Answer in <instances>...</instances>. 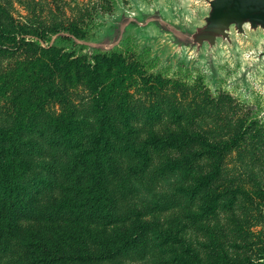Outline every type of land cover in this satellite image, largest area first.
Returning a JSON list of instances; mask_svg holds the SVG:
<instances>
[{
	"label": "rangeland",
	"instance_id": "rangeland-1",
	"mask_svg": "<svg viewBox=\"0 0 264 264\" xmlns=\"http://www.w3.org/2000/svg\"><path fill=\"white\" fill-rule=\"evenodd\" d=\"M169 6L184 10L187 0H0V27L10 32L0 41V76L10 72L11 81L0 94V127L10 126L17 108L32 124L14 142L17 159L27 164V212L18 213L13 233L4 228L0 234L7 244L0 264L34 262L35 253L26 246L30 235L53 236L58 245L54 232L60 227L108 249L136 231L140 221L151 224L146 246L93 264H185L174 260L187 261V252L208 264H264V92L254 80L238 79L241 55L233 61L224 55L214 59L213 79L202 62L165 61L154 42L142 41L151 27L120 36L107 32L121 15L137 14L139 8L168 11ZM50 46L88 57L120 51L129 62L122 70L136 68L108 104L112 150L102 163L107 203L115 212L111 224L56 213L60 199L73 196L70 187L87 162H80L79 152L90 146L99 122L89 85L67 83L59 69L44 66ZM61 113L74 120L77 145L71 149L59 144L53 128V118ZM256 123L262 125L258 133ZM216 143L231 146L221 153ZM3 147L12 158L11 146ZM142 147L149 155L146 168L135 156ZM167 162L174 171L160 170ZM74 164L80 165L77 170ZM216 166L218 174L193 194ZM214 195L216 206L209 209ZM168 234L181 243H163Z\"/></svg>",
	"mask_w": 264,
	"mask_h": 264
},
{
	"label": "trees",
	"instance_id": "trees-1",
	"mask_svg": "<svg viewBox=\"0 0 264 264\" xmlns=\"http://www.w3.org/2000/svg\"><path fill=\"white\" fill-rule=\"evenodd\" d=\"M7 35H10V32L6 28L0 27V41L3 38L6 39ZM44 51L48 54L49 60V62L44 63V66L52 64L54 67L51 70L52 72L59 69L61 79H64L67 83L85 81L89 85L99 122L97 131L92 136L90 146L79 152L82 157L80 162L84 159H87V162L84 163L83 174L76 177L77 181L70 187L69 191L73 193V196L68 194V197L60 199L56 213L64 214L67 212L73 214L74 219H81V217L89 219L92 217L100 221H107L103 222L105 225L111 224L114 221L115 212L111 209V205L107 203L110 192L106 185L107 180L102 163L103 159L112 150L111 141L106 133V126L109 125L108 104L113 100L115 91L125 84L127 75L133 73L136 68H133L130 72H124L122 69L129 66V62H127L125 54L116 50L96 52L90 57L76 56L55 46H50ZM9 74L10 72L5 74L4 77L0 76V94L2 95L7 93L11 85ZM27 115L17 108L14 111L10 126L0 127V234L4 228L8 229V233H13L17 226L18 213L27 212L25 209H27L28 204L25 195L28 190L23 183V173L27 164L24 159H17L20 150L14 145L15 140L21 139V136L27 133L32 125L28 121ZM73 123L74 120L71 115H65V113L53 118V128L59 136V144L66 149L74 148L77 145L73 137ZM260 125L259 127L256 126L257 129L254 128L256 133L259 132V128L262 126ZM155 141L156 139L153 138L152 142L155 143ZM5 144L11 146L10 154L12 158L5 154L3 149ZM215 145L221 153L231 146L230 144L220 143ZM135 156L142 159V167H148L146 165L149 163V155L146 148L142 147L135 150ZM79 166L74 164L73 169L77 170ZM175 168L174 164L167 162L161 166L160 170L174 171ZM215 170L214 173L203 176L198 185L192 188L193 194L196 195L198 190L207 185L218 174L219 167L216 166ZM76 199H80L79 204H77ZM217 199V195L211 198L209 209H214ZM89 209L92 210L91 213L88 211ZM150 227L151 224L148 222L140 221L136 231L118 238L108 249L99 246L98 243L101 242L94 238L93 240H86L82 235L73 236V233H69L60 227L54 232L58 245H53V236L37 238V236L30 235L31 241L26 246L32 248L35 253L33 255L34 262H30L31 264H58L59 262L69 263V261L76 264L104 263L115 256L128 254L141 245L146 246L149 237L145 234L147 230H150ZM88 241L92 246L87 244ZM169 242L181 243L179 239L171 234L166 235L163 240V243ZM6 247V242L2 244L0 239V260L6 255L4 251ZM69 249L73 251L71 255L66 254ZM186 254L189 256L187 261L182 258H177L174 261H181L180 263L184 262L185 264H208L202 262V259L197 258L193 252H187ZM212 264L220 263L215 262Z\"/></svg>",
	"mask_w": 264,
	"mask_h": 264
},
{
	"label": "water",
	"instance_id": "water-1",
	"mask_svg": "<svg viewBox=\"0 0 264 264\" xmlns=\"http://www.w3.org/2000/svg\"><path fill=\"white\" fill-rule=\"evenodd\" d=\"M151 27L143 42L155 43L165 61L185 59L193 66L202 62L214 79V59L221 55L233 61L243 58L238 79L254 80L264 92V0H187L184 10L158 7L137 9L121 15L108 29L120 36L126 30Z\"/></svg>",
	"mask_w": 264,
	"mask_h": 264
}]
</instances>
